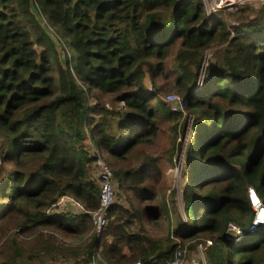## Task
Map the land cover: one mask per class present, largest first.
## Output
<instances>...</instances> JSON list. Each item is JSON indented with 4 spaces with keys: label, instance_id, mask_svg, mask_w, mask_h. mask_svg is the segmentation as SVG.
I'll return each instance as SVG.
<instances>
[{
    "label": "trees",
    "instance_id": "trees-1",
    "mask_svg": "<svg viewBox=\"0 0 264 264\" xmlns=\"http://www.w3.org/2000/svg\"><path fill=\"white\" fill-rule=\"evenodd\" d=\"M203 6L201 0H0V161L15 166L0 182V264H19L27 251L19 238L31 235L29 258L83 255L79 264H87L98 253L96 264H169L170 233L153 238L142 225L168 212L165 206L113 204L104 229L92 232L88 212L98 207L100 188L85 142L103 155L119 187L141 203L154 199L160 176L146 165L121 163L150 142L160 122L180 117L143 82L146 69L152 80L163 72L174 45V83L195 116L182 191L187 220L176 214L171 234L207 235L209 264H264V230H246L254 216L248 187L264 204V5L232 29ZM41 16L72 50L68 68ZM214 46L201 88L193 89ZM101 95L126 111L107 107ZM63 195L86 212L48 214ZM228 223L242 229L241 238L226 237ZM55 230L89 233L73 247Z\"/></svg>",
    "mask_w": 264,
    "mask_h": 264
},
{
    "label": "rangeland",
    "instance_id": "rangeland-1",
    "mask_svg": "<svg viewBox=\"0 0 264 264\" xmlns=\"http://www.w3.org/2000/svg\"><path fill=\"white\" fill-rule=\"evenodd\" d=\"M201 1L204 5L203 7L205 14L209 15L206 11V0ZM212 1L213 0H208L209 3H211ZM263 5L264 0H235L232 5L217 9L215 13L219 14V16L225 19L228 28L232 29L233 26L238 25L240 22L250 20L254 16H256L259 8H261ZM41 18L43 20V24L46 25L47 29L48 27L52 28L47 24V21L43 16H41ZM50 31V35L53 37L55 46L58 50L62 66L64 68H68V65L64 64V62L66 59L67 61H70V59L73 60L74 54L72 53V50L68 49L65 46V42L60 37L57 31H54V29ZM36 49L37 51H39L38 47H36ZM176 50L177 45H174L169 50L168 56L163 61L164 67L161 74L155 76V78L152 80L150 77V71L146 69L143 78V82L147 90L150 93L156 94L159 100H163L167 105L171 106L172 104L166 100L167 94H177L181 99L185 97V91L176 86L174 83L176 74V63L174 60V56ZM216 50H218V46L211 47L205 51L202 61V68L200 70L198 79L193 86V89L201 88L204 70L208 65V61L212 59L213 52ZM151 60L154 61V59ZM156 88L160 89L161 91L156 90ZM100 99L102 102H105L107 107L109 108L111 106H114L116 109L126 111L125 106L122 102L111 104V100L113 99L112 95H101ZM91 102H94L93 98H91ZM154 102L155 101L152 100V103ZM194 116V113L190 111L188 112L183 103V110L181 111L180 117H178V119L160 122L158 125V132L154 137H152L150 142L142 143L135 147V149L127 156V159L121 163V165L124 167H137L140 165H146L149 169H151L153 173H155L157 176H160V179L155 182V185L153 184V200L141 203L140 199H138V196L119 187L116 184L115 178L113 180V204L121 205L127 209H130V205H133L136 209H142L146 205H153L158 209L163 208L164 206L166 207L168 212L164 213L162 210H159L160 216L158 218L156 217V219H153L152 221H148L147 219L143 218V228L153 238L163 239L167 236L168 233H170L171 237V228L173 225H175L176 214H180L183 221L187 220V216L182 210V191L188 181V149L190 147V144L192 143L194 133ZM1 141L2 140L0 138V143ZM85 147L86 149H88L89 154L92 157V155L95 154V147L93 146L92 142L89 141V139L86 140ZM153 163L154 166H152ZM14 167L15 166L12 161H0L1 183L4 181L3 179L6 176V173L11 171V169H13ZM90 167V173L94 176V173L96 171L94 162L90 163ZM1 203H3L2 200ZM62 206L64 205H61L59 207ZM68 210L80 212V210L78 209V205L67 206L64 208V210L56 209L52 210L51 212L52 214H57L66 212ZM197 218L198 216L196 217V219ZM42 231L49 232L48 229H42ZM55 234L60 240L66 241L73 247L81 246L88 238L87 233H85L84 235H68L59 230H55ZM19 239L25 240L27 247V251L23 249V254L19 259V264H61L68 262V260H72L66 254L58 255L52 260L45 258L38 259L35 257L29 258L28 247H30L29 243L32 241L33 235L21 236ZM207 240H211L207 235H200L192 240H183V243L191 241L187 245L188 252L186 253L185 258L189 259L190 257L195 256L198 251L197 247L201 246V249L204 252V256L207 260L205 253V246L208 245ZM206 263L209 264L208 261Z\"/></svg>",
    "mask_w": 264,
    "mask_h": 264
},
{
    "label": "built area",
    "instance_id": "built-area-1",
    "mask_svg": "<svg viewBox=\"0 0 264 264\" xmlns=\"http://www.w3.org/2000/svg\"><path fill=\"white\" fill-rule=\"evenodd\" d=\"M235 2V0H213L211 3L206 0V11L208 14H212L216 12L217 9H220L225 6H230ZM48 30H53L48 27ZM51 32V31H50ZM166 100L172 104L170 105L173 111L181 112L183 110V99L179 97V95L174 93H169L166 95ZM94 165L96 167V171L94 173V177L99 183V204L98 207L88 212L90 214V218L92 221V232L100 233L106 224L108 223V215L110 207L113 205V180L114 176L111 169L105 163L102 158V154L95 148L94 149ZM248 197L252 210L254 211V216L247 227L248 231H261L264 230V204L261 199L256 194L255 190L252 187H248ZM64 205L62 207H59ZM71 205H78V209L80 212H86L82 204L76 201L73 197L69 195H63L57 198V200L48 208L47 213L50 214L52 210H64L65 207ZM52 214V212H51ZM227 233H230L227 234ZM242 229L236 226L233 223H228L226 228V237L230 238L234 236L235 238H241ZM237 235V236H236ZM171 238L175 241V250L172 260L169 264H207V260L204 256V252L201 249V246L197 247V253L195 256L190 257L189 259L185 258L187 250V245L191 241H187L183 243V240L179 238H175L171 234ZM208 244H211V240H207ZM87 264H96L94 261L89 262ZM131 264H147V262L142 261L141 259H137Z\"/></svg>",
    "mask_w": 264,
    "mask_h": 264
},
{
    "label": "crops",
    "instance_id": "crops-1",
    "mask_svg": "<svg viewBox=\"0 0 264 264\" xmlns=\"http://www.w3.org/2000/svg\"><path fill=\"white\" fill-rule=\"evenodd\" d=\"M68 211H70V212H73V213H75V214H81L82 212H74V211H72V210H68ZM89 233V231L87 232V234ZM61 255H63V254H61ZM66 255H68V257H70V259H72V260H68V262H65V263H61V264H79L80 263V261H81V259H82V257H83V255H80L79 257H72L70 254H66ZM100 258V256H99V254L98 253H96L94 256H93V259H92V261H94L95 263H96V260L97 259H99ZM75 260H77V261H75ZM69 261H72V262H69ZM74 262V263H73ZM82 264H84V262L82 263Z\"/></svg>",
    "mask_w": 264,
    "mask_h": 264
},
{
    "label": "water",
    "instance_id": "water-1",
    "mask_svg": "<svg viewBox=\"0 0 264 264\" xmlns=\"http://www.w3.org/2000/svg\"><path fill=\"white\" fill-rule=\"evenodd\" d=\"M156 217H158V216H157V214H155V215H154V218H156ZM227 234H229V235H230V233H227Z\"/></svg>",
    "mask_w": 264,
    "mask_h": 264
},
{
    "label": "clouds",
    "instance_id": "clouds-1",
    "mask_svg": "<svg viewBox=\"0 0 264 264\" xmlns=\"http://www.w3.org/2000/svg\"><path fill=\"white\" fill-rule=\"evenodd\" d=\"M71 68V67H70Z\"/></svg>",
    "mask_w": 264,
    "mask_h": 264
}]
</instances>
